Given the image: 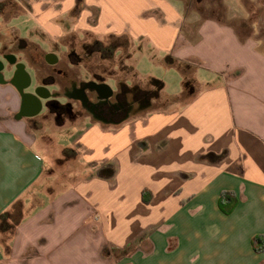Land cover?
<instances>
[{
    "label": "crops",
    "instance_id": "obj_1",
    "mask_svg": "<svg viewBox=\"0 0 264 264\" xmlns=\"http://www.w3.org/2000/svg\"><path fill=\"white\" fill-rule=\"evenodd\" d=\"M183 10L182 0H0V54L22 60L26 79L34 65L47 72L41 61L75 70L66 56L83 43L126 38L115 56L129 75L107 81L164 82L157 105L118 122L38 127L0 57V218L16 203L21 212L5 242L0 229V264H264L252 244L264 246V44L218 19L184 25ZM172 68L180 88L166 93ZM50 156L69 161L65 181L45 172ZM43 176L53 181L37 186Z\"/></svg>",
    "mask_w": 264,
    "mask_h": 264
},
{
    "label": "flooded vegetation",
    "instance_id": "obj_2",
    "mask_svg": "<svg viewBox=\"0 0 264 264\" xmlns=\"http://www.w3.org/2000/svg\"><path fill=\"white\" fill-rule=\"evenodd\" d=\"M99 49L94 42L83 43L79 50L70 49L66 56L75 66V70L67 68L64 63H55L49 71L42 73L39 66L34 65L31 67L34 74L31 79H26L23 75L25 63L18 60L14 53H1L0 57L13 67L11 81L21 93L19 112L35 113L29 119L31 124L38 127L48 118H51L53 123L64 124L66 121L74 122L89 115L108 123L118 122L127 115L140 112L147 101L141 89L127 88L123 81L117 80L111 88V95L108 96V72L106 73L105 68H102V71L96 70L90 63L94 54L100 53ZM99 56L101 57V54ZM77 68L85 70L87 77ZM48 87H53V90H48ZM43 110L45 112L39 122L35 117Z\"/></svg>",
    "mask_w": 264,
    "mask_h": 264
},
{
    "label": "rangeland",
    "instance_id": "obj_3",
    "mask_svg": "<svg viewBox=\"0 0 264 264\" xmlns=\"http://www.w3.org/2000/svg\"><path fill=\"white\" fill-rule=\"evenodd\" d=\"M184 2V25L188 23L189 20H195L196 23H198L201 19L204 18H212V19H218L226 24H230L238 29L239 32H250L253 38L260 41L262 44H264V0H182ZM182 3V2H180ZM175 5L177 8H181V5L177 2H175ZM120 50L123 53L128 52L129 47V40L126 38H120L119 39ZM117 48V49H118ZM33 51V50H32ZM116 51L114 50L111 53L110 58H101L99 55V52H96L94 56L91 58L90 63L95 66L96 70L102 71V68L106 69V73L114 76H118V74H123L126 71V74L129 72L126 65L122 66V61L118 59V57L115 56ZM32 54H35L32 52ZM120 57V56H119ZM123 57V56H122ZM114 63H117L115 66ZM66 64V63H64ZM67 68L70 69L68 64L64 65ZM40 67L44 69V71H49L50 66L46 63H43L41 61ZM115 67H118V70H115ZM151 66L148 63H144V70L149 69ZM71 71V70H70ZM166 80V88L163 90L166 93H172L176 92L180 88V84L178 82L179 77L176 75L174 69L172 68L170 71L166 73L164 76ZM141 79V78H140ZM111 85L114 86V81L108 80ZM164 83V82H163ZM139 87V88H150L147 84V80L142 83H132V85H128L127 88L132 87ZM165 93V96L168 94ZM153 99L149 100V104L151 105ZM147 104H144L142 108H145L144 106ZM157 105V102H154L152 106ZM8 111H11L8 109ZM141 111V110H140ZM139 113V112H137ZM136 114V113H132ZM3 116L0 115V120ZM39 122H41V118L38 117L37 119ZM48 120V119H47ZM50 120V119H49ZM44 122V121H42ZM46 133H50L52 136H56L61 142L65 141L66 137L64 134H53L51 128L49 127L46 129ZM66 160H59V157L57 156H50V159L46 165L45 172L48 173H54L58 172L59 180L62 181V179L65 181L67 179V171L65 165L67 164ZM69 164V163H68ZM68 166V165H67ZM53 181V178H49L46 176H43L40 181H38L37 186L40 184H46L51 183ZM9 232V228H7V231L4 232L2 241L5 242L7 239L6 233Z\"/></svg>",
    "mask_w": 264,
    "mask_h": 264
},
{
    "label": "trees",
    "instance_id": "obj_4",
    "mask_svg": "<svg viewBox=\"0 0 264 264\" xmlns=\"http://www.w3.org/2000/svg\"><path fill=\"white\" fill-rule=\"evenodd\" d=\"M120 38H111L106 43L94 41V43L99 46L101 58H110L111 53L116 50L118 47L122 46L119 43ZM148 86L150 88H139L135 86L138 89H141L142 93L146 95L147 101L145 104H149L150 99H157L159 97V93L161 89L163 88V82L160 79L157 78H150L147 81ZM184 84H188L187 81L184 82ZM64 155L67 154V150H64ZM206 159L208 161H217L221 155H216L213 153H208L205 155ZM106 172H110L109 169H106ZM101 175H104L106 173L101 172ZM232 201L231 193L229 192H223L220 194V200L219 204L222 206V209L226 212L230 211L232 208V204H230ZM21 212L17 208V203L14 205V211L12 213L6 212L1 218H0V229L2 231H7V228H9V231L13 228V224H15L18 221V217H20ZM261 238L260 237H254L252 240V244L254 248L258 251L263 250L264 246L260 245ZM6 250H8V246H6Z\"/></svg>",
    "mask_w": 264,
    "mask_h": 264
},
{
    "label": "water",
    "instance_id": "obj_5",
    "mask_svg": "<svg viewBox=\"0 0 264 264\" xmlns=\"http://www.w3.org/2000/svg\"><path fill=\"white\" fill-rule=\"evenodd\" d=\"M4 66L1 64L0 65V69H2ZM1 76V75H0ZM28 79H29V77H28ZM3 81V80H2ZM106 87L109 89V93H108V96H110L111 95V93H112V89H111V87L110 86H108V85H106ZM19 90V89H18ZM19 92H20V90H19ZM21 94V93H20Z\"/></svg>",
    "mask_w": 264,
    "mask_h": 264
}]
</instances>
